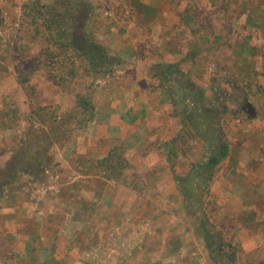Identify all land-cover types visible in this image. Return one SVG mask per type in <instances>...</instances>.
I'll return each instance as SVG.
<instances>
[{"label": "rangeland", "instance_id": "rangeland-1", "mask_svg": "<svg viewBox=\"0 0 264 264\" xmlns=\"http://www.w3.org/2000/svg\"><path fill=\"white\" fill-rule=\"evenodd\" d=\"M12 5L3 8L0 0V120L3 124L5 119L13 131V167L19 170L21 183L15 184L16 173L1 167L0 184L11 180L9 194L13 189L25 203H42L54 195L53 205L46 209L53 217L50 224L43 222L46 213L37 214L43 218L37 228L49 233L54 249L53 254L42 250L37 256L19 255L3 237V264H264V201L235 217L234 204L218 198L225 185L224 165L217 168L207 194L198 182L186 186L193 154H206L205 144L199 146L201 135L206 134L207 126L200 122L204 117L217 123L214 131L230 147L236 148V139L242 140L235 154L257 158L255 152L262 148L251 136L264 123V0H20ZM147 5L173 13L159 17L160 38H170L172 51H180L182 61L178 57V78L167 83L157 79L161 88L170 90L163 92V101L173 105L172 119L157 122L173 127L169 136H180L186 166L179 169L184 168V177L176 173L173 160L166 159L160 141L152 144L146 161L133 163L123 156L124 149L110 152L111 143L79 141L94 115L93 95L107 89L113 79L114 86H121L114 63L126 60L119 52L122 47L108 45L122 43L120 38L102 45L94 28L103 22L108 29L132 30L136 12H143ZM8 11L13 14L5 15ZM86 24L88 31L82 32ZM79 29L86 45H78L75 33ZM139 34L143 40L147 37L145 30ZM153 52H159L158 48ZM95 53L104 55V65L91 58ZM122 87L126 89V84ZM177 97L184 107L177 108ZM246 100L260 108L263 118L252 122L245 117ZM210 106L208 115L202 107ZM176 119L183 124L181 132L176 130ZM200 125H204L199 128L202 134L195 129ZM63 140L67 143L61 145ZM105 152H110L106 159L101 155ZM53 153L55 159L68 154L69 165L57 163L51 172L29 178L37 158L46 164ZM249 159H243L245 167L250 166L246 165ZM98 161L103 168L97 167ZM91 164L96 166L88 169L90 176L81 189L80 171ZM141 166L144 176L137 174ZM236 166L237 162L232 167L235 171ZM234 169L228 182L237 181ZM61 175L65 182L58 180ZM67 182L76 187L71 200L62 191L70 186ZM85 188L90 190L81 192ZM195 188L193 199L190 189ZM93 192L103 195L101 210L92 205ZM192 199L200 203L188 212ZM80 216L88 217L87 224L78 222ZM244 220L249 225L242 228ZM51 227L54 233L47 231ZM7 228L14 231L16 226Z\"/></svg>", "mask_w": 264, "mask_h": 264}, {"label": "crops", "instance_id": "crops-1", "mask_svg": "<svg viewBox=\"0 0 264 264\" xmlns=\"http://www.w3.org/2000/svg\"><path fill=\"white\" fill-rule=\"evenodd\" d=\"M5 1L7 0H3V8L7 5L13 7V2L17 3L20 0H9V3H6ZM18 9L19 7H16V11H18ZM99 12L100 10H98V13ZM136 13L135 20L137 23L135 24L134 21L135 27L132 30L129 28L126 29L125 27L121 29L120 26H111V29L109 28V30L106 25L102 26L103 22H100V24L97 23V26L94 28L96 37L98 38L97 40H102V45L109 40L111 41L113 37H119V40H121L122 43L117 44L114 42L108 45L113 46V48L122 47L119 49V52L120 54H125L126 60L123 59L124 62H119L118 65H114L116 67L117 74H119L116 78L121 86H114L116 79H113L111 81L112 83L107 85L109 86L107 89L104 88V90H102L100 87L99 90L101 89V91H96L93 95L92 100L94 115L90 122H88L89 124L86 125L87 132L79 141L83 143L84 140L89 139V142L92 140L95 145L100 146H103L106 143H111L114 146L111 148L110 152L124 149L125 151L123 156L131 163L136 161H146L152 144L160 141V143H163V146H165L167 152L166 159H172L174 168H176V173L181 174L182 177H184V168L181 170L179 169L180 166H186L184 152L182 150V141L180 142L179 140L180 136L178 135L176 138L169 136V129L173 127L171 125L168 126L166 122H157V120L163 117L171 120L172 118H170L169 114L171 112V108L173 107L171 103L163 101L165 100L163 92L170 90H168V87L161 88V84L157 83V79H159L160 82L164 81V83H167L173 78H178L180 70L178 65H176V63H179L178 57H180V62L182 61L181 52L178 51V53H174L172 51L173 48L170 45V38H167L166 40L160 38L161 29L158 25L159 17L165 18L173 13H169L166 8H161L159 6L158 8H154L152 5H147V8L143 12L139 11ZM8 14H13V11L5 13V15ZM86 21L88 22L89 20ZM86 26L87 24L83 27L82 32L88 31ZM165 29V33L168 34L169 28L167 29V27H165ZM141 30H145L147 33V37L144 40L139 34V31ZM110 31L111 35L104 34ZM122 31L123 36L120 37L119 32ZM124 41L126 42L123 43ZM157 48L159 52H153V50H156ZM123 84H126V89L122 87ZM176 100L177 102L175 104L177 108H180V106H183L185 103L184 101H180L179 97H177ZM210 108L211 106L207 108L202 107V110H206L209 115L211 112ZM64 109L66 110L65 107ZM242 111L249 121L255 122L263 118L260 113V108L247 100L244 101ZM209 117L210 116H206L204 117V120H200L202 124L205 123L207 126L204 129V132L206 133L205 136L201 133L203 129L199 131L200 127L204 128V125H200L195 128L198 133L202 134L201 137H203V142H199V144H201L199 146H203V143L205 144L206 154L204 153V157L197 153L193 154L192 167L190 171H187L186 175L188 178L187 181H189L186 182V186H189L191 182H193V185L195 186L198 182L200 189L204 188L205 194H207L210 190L209 187L213 185L215 178H217V168L224 165L222 175L225 185H223L219 190L220 193L218 198L224 201H231L234 204L233 214H235V217L236 215L237 217H240L246 213L247 208L254 206V204L259 201H264V123L259 129L256 128L257 132L251 136L256 139L261 144L260 147H262L261 149L256 150L255 155L257 158H255L253 155L244 156L243 154H239V152L238 154H235V149L237 148L238 143L242 142V140L236 139V148L233 146L230 147L224 136H221L222 139L218 137L216 131H214V127L218 128V125L215 121H211ZM4 120L5 119H3V124L0 120V168L3 167V171L8 170L10 172V170H12L16 173L13 175V179H15V184H17V181L21 183L19 178L20 173L19 170L14 169L13 167L16 163H14L13 157L14 150L13 147H11V145L15 144L16 141L15 139H12L11 136L13 131L6 126V121ZM175 125L176 130L179 129L181 132L183 124L176 119ZM89 132L90 135H88ZM19 134H21V132H19ZM14 138L17 137L14 135ZM60 143L63 145L67 143V141L63 140ZM224 144L228 146L229 151L227 156L216 168L214 167L209 169L207 165L209 164L211 157L216 155ZM169 147L172 148V151H174L173 153L169 151ZM82 151H84L83 147ZM110 152H105L101 155H105L104 158L106 159ZM84 153L85 155L83 158H87V153ZM53 154L54 157H50L46 164L43 158H37L35 170L32 169L28 172L29 178L31 177L33 179L37 175H40V173L51 172L52 168H54L57 163L61 164L62 167H64L65 164L69 165L68 160H65V156L68 154H62L60 159H55L57 154ZM236 156L239 157L236 159ZM243 159H249L246 165L250 163V166L248 165L245 167V165H243ZM11 160L13 162L12 165L9 166L8 162ZM27 161H30V158H28ZM236 162L237 166L235 171L232 167L236 164ZM95 163L98 168H103V165L98 164L100 161ZM93 165L94 164L85 166L84 170L80 171L79 181L81 182V189L86 187L82 185V183L87 182L85 180L90 176L88 169H93ZM95 166L96 165H94V167ZM79 168H82V166L79 165ZM128 168L129 167L127 166L123 172ZM233 169L237 177V181L231 183L228 182V176L231 174ZM143 172H145V169L141 166L137 174L144 176ZM64 176L65 175L58 176V180H60V182H65L66 177ZM10 182L11 180H6L3 184H0V240L2 241L4 237V240L12 246L11 248L14 247L15 250L19 252V255L37 256L43 251L47 254L50 252L53 254L54 245H49L48 242L52 239V237L49 236V233L44 234L38 230V220H42L43 218L39 219L37 214L46 213L43 222L50 224V219L53 217L47 213L46 209L53 205L54 195L52 198L43 200L42 203H38L36 200H34V203H25V199H20L13 189H11V193L9 194L8 184ZM60 182L57 184L60 185ZM67 184L70 185V182H67ZM130 184L131 183H129V185ZM113 186L115 185L113 184ZM57 188L60 189V187ZM75 188V185H70L67 189H62V191H64L71 200L73 197L71 193L75 190ZM85 190L90 189L85 188L84 191L81 190V192H85ZM190 190H192L193 199L197 197L195 196L197 188ZM62 191H60V193H63ZM102 197L103 195L98 196L97 192H93L92 205L96 210H101L103 208ZM200 197L203 198L202 196ZM193 199L189 202L188 212H190V210L192 212L193 208L197 207V204L200 203L194 202L197 201V198L195 200ZM112 200H115L114 195L112 196ZM75 203L80 202L77 201ZM113 205L114 207H118L116 203L112 204V206ZM228 205L229 203L226 204L227 207ZM81 207H83V205H81ZM224 208L225 206L223 207V210ZM78 222L87 224L88 217L80 216ZM10 224L16 226L14 231H8L7 226ZM243 225L249 224L246 220H244L240 223V227L243 228ZM54 230L55 229L53 227L47 229L48 232L51 231L53 233ZM244 230H242L241 233H245ZM254 240L258 241L257 238ZM256 243L258 244V242ZM0 248L4 249L2 246H0ZM13 253L16 254V252ZM4 255L5 254L0 251V264H3L4 262Z\"/></svg>", "mask_w": 264, "mask_h": 264}, {"label": "trees", "instance_id": "trees-1", "mask_svg": "<svg viewBox=\"0 0 264 264\" xmlns=\"http://www.w3.org/2000/svg\"><path fill=\"white\" fill-rule=\"evenodd\" d=\"M92 59H98V62L100 65H104L105 62V57L104 55H100L98 53H95L93 55H91ZM115 65H118L119 62L114 63ZM228 146H226L225 144L222 145L221 149L219 150L218 153H216V155L212 156L209 164L207 165L209 169L212 168H216L223 160L224 158L227 156L228 154Z\"/></svg>", "mask_w": 264, "mask_h": 264}, {"label": "flooded vegetation", "instance_id": "flooded-vegetation-1", "mask_svg": "<svg viewBox=\"0 0 264 264\" xmlns=\"http://www.w3.org/2000/svg\"><path fill=\"white\" fill-rule=\"evenodd\" d=\"M81 34L82 33H81V30L80 29L77 30L76 33H75L76 38L78 40V45H86L87 41H86V39L84 37L83 38L81 37Z\"/></svg>", "mask_w": 264, "mask_h": 264}]
</instances>
